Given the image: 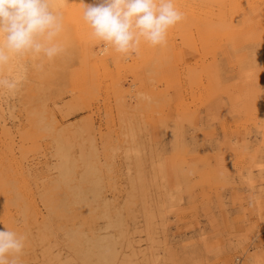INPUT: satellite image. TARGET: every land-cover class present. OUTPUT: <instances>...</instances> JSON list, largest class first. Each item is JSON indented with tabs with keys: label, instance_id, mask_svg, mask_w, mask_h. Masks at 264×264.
I'll list each match as a JSON object with an SVG mask.
<instances>
[{
	"label": "rangeland",
	"instance_id": "rangeland-1",
	"mask_svg": "<svg viewBox=\"0 0 264 264\" xmlns=\"http://www.w3.org/2000/svg\"><path fill=\"white\" fill-rule=\"evenodd\" d=\"M64 51L0 77V231L19 264H264V0H175L167 43L109 50L56 0Z\"/></svg>",
	"mask_w": 264,
	"mask_h": 264
},
{
	"label": "clouds",
	"instance_id": "clouds-1",
	"mask_svg": "<svg viewBox=\"0 0 264 264\" xmlns=\"http://www.w3.org/2000/svg\"><path fill=\"white\" fill-rule=\"evenodd\" d=\"M83 5V19L92 35L109 50L122 55L138 53L142 42L151 46L167 43L170 28L184 19L175 0H101ZM56 0H0V69L12 55L43 54L51 61L63 51L59 42L63 17ZM19 77H0V86L15 92ZM26 237L6 228L0 231V264H19Z\"/></svg>",
	"mask_w": 264,
	"mask_h": 264
}]
</instances>
